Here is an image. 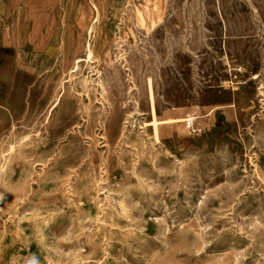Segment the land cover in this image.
<instances>
[{"label": "rangeland", "instance_id": "rangeland-1", "mask_svg": "<svg viewBox=\"0 0 264 264\" xmlns=\"http://www.w3.org/2000/svg\"><path fill=\"white\" fill-rule=\"evenodd\" d=\"M0 264H264V0H0Z\"/></svg>", "mask_w": 264, "mask_h": 264}, {"label": "bare ground", "instance_id": "bare-ground-1", "mask_svg": "<svg viewBox=\"0 0 264 264\" xmlns=\"http://www.w3.org/2000/svg\"><path fill=\"white\" fill-rule=\"evenodd\" d=\"M135 1H137V0H135ZM138 2H139V1H138ZM140 4H141V3H140ZM136 6H137V5H136ZM97 10H98V9H97ZM138 14H139V13H138ZM141 18H142V17H141ZM141 18H140V19H141ZM141 20H142V19H141ZM141 22H142V21H141ZM143 22H144V21H143ZM143 22H142V24H143ZM87 45H88V44H87ZM91 46H92V45H91ZM53 47H54V46H53ZM53 47H52V48H53ZM90 56H91V55H90ZM78 61H79V60H78ZM78 61H77V62H78ZM123 63H124V62H123ZM68 64H69V63H68ZM67 66H68V65H67ZM73 66H74V65H73ZM66 71H70V69H69V68H68V69L66 68ZM127 72H128V71H127ZM136 90H137V89H136ZM127 128H128V127H127Z\"/></svg>", "mask_w": 264, "mask_h": 264}]
</instances>
